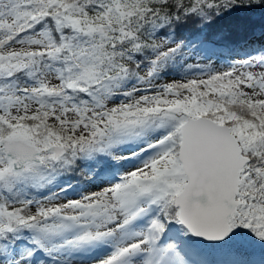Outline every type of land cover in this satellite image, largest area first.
<instances>
[{"label": "snow or ice", "instance_id": "snow-or-ice-1", "mask_svg": "<svg viewBox=\"0 0 264 264\" xmlns=\"http://www.w3.org/2000/svg\"><path fill=\"white\" fill-rule=\"evenodd\" d=\"M0 264H264V0H0Z\"/></svg>", "mask_w": 264, "mask_h": 264}]
</instances>
